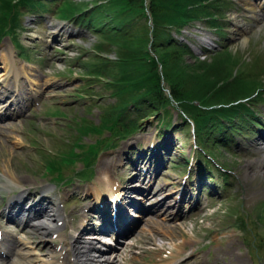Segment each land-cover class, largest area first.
Instances as JSON below:
<instances>
[{
	"label": "rangeland",
	"instance_id": "rangeland-1",
	"mask_svg": "<svg viewBox=\"0 0 264 264\" xmlns=\"http://www.w3.org/2000/svg\"><path fill=\"white\" fill-rule=\"evenodd\" d=\"M103 3L104 0H0V97L4 99L9 91L15 90L12 86L16 89L21 86L18 91L26 95L29 89L32 91V96L28 95L30 101L27 99L15 106L29 104L24 109V116L9 121L13 125L5 128L0 124V236H5V232L12 233V240L18 241L17 249L26 254H9L6 260H1L2 264H51L54 256L64 248L56 236L42 240L41 234L31 226L8 225L3 211L15 200L10 199L13 195L25 191L39 195L34 202L41 198L53 202L49 210L51 213L56 208L59 210L54 214L66 223L63 231L68 235L82 222L83 210L91 202L94 189L108 195L101 183L106 173L123 186L133 179L129 184L132 187L128 185L130 188H150V192L164 188V191L175 193V199L180 198L179 190L184 195L192 192L190 201L186 200L188 195L181 201V207L168 209L173 216L179 209L184 213L181 218L171 221H166L159 212L153 216L144 213L141 219L134 208L128 209L131 203L128 204V197L124 199L128 211L123 213L132 221H139L133 233L113 248L116 264H178L186 258H190L188 264H220L219 259L227 263L229 257H217L218 251L230 252L235 247L231 264H243L244 260L245 264H264V142L259 141L258 132L264 130V8L261 7L264 0H211V7L229 4L221 11L207 10L217 18L219 28L211 25L214 20L203 16L206 22H193L191 27L183 30V36L177 37L173 33L177 43L167 49L173 55L169 61L175 76L183 69L187 75L186 83L197 90L202 84L213 83L211 90L203 87L209 100H214L219 87L227 93L226 90L241 85L233 94H248L245 96L250 98L245 100L247 106L261 115V120L253 121L244 130L246 140L230 131L224 136L225 147L208 145V152L204 149L202 155L196 152L199 150L195 146L198 135L193 121L187 124L180 120V116L185 117L184 111L175 102L176 109L170 112L169 127H173L164 131L160 129L164 125L159 121L156 106L148 102L139 106L127 105L129 99L125 103L119 101L121 96H116V86L108 83H112L118 72L116 63L120 54H128L127 48L132 45L129 40L143 34V22L138 18L130 21L122 18V33L111 32L109 29L114 27L107 29L109 22H102L99 11L95 10ZM2 6L5 9L2 10ZM216 12L220 14L216 15ZM164 42L162 45H170ZM205 48L209 51H203ZM219 60H223L220 70L224 80L218 76L219 71L210 69ZM158 68L160 70V65ZM19 78L22 79L19 81ZM163 88V97L171 100L170 88L166 84ZM26 95L17 92L15 98L23 101ZM256 98L262 101L254 104L252 101ZM112 108L114 117L107 113ZM195 112L193 109L192 113ZM11 113L13 111L8 108L3 117ZM117 116L130 119L137 127L133 133L128 132L130 127L126 123L119 124L122 132L129 133L127 139L119 140L106 130L100 132L96 128L104 121L115 122L117 126ZM101 139L106 140L102 146L108 150L100 152L99 149L97 155L86 161L81 153L99 147ZM79 141L80 149L76 147ZM151 147L154 152L162 148L167 154L161 156L158 150V155H151L152 150L148 151ZM144 151V158L141 155L145 168L142 183L143 176L136 179L132 165L140 163L136 158ZM73 152L81 155L75 158ZM197 158L205 163L204 166ZM49 159H56L57 167L61 165L58 174L47 172ZM189 161L191 165L187 167ZM56 175L61 179L58 180ZM85 175H89V180L83 179ZM132 195L133 198L129 194L133 201L141 197L138 192ZM160 195L158 197H162ZM144 203L149 207L152 202L145 200ZM26 205L28 202L23 207ZM109 207L104 213L106 221L114 222ZM189 207L192 210L188 211ZM89 213V226L95 230L98 221L91 217L95 214ZM150 218L170 228H178L161 232L155 235L156 241L145 243L143 233L147 231L146 222ZM244 219L247 226H242ZM166 234L170 237H165ZM87 235L90 233L83 235V241H94ZM108 235L111 241L113 232L109 231ZM230 242L236 245L232 246ZM183 248L185 253L175 259L174 252ZM55 250L57 253L52 255Z\"/></svg>",
	"mask_w": 264,
	"mask_h": 264
},
{
	"label": "trees",
	"instance_id": "trees-1",
	"mask_svg": "<svg viewBox=\"0 0 264 264\" xmlns=\"http://www.w3.org/2000/svg\"><path fill=\"white\" fill-rule=\"evenodd\" d=\"M210 4L211 0H104V3L95 9L99 11L102 22H109L107 29H109V26H113L114 28L109 30L111 32L112 30L116 31L118 35L122 33L120 27L123 26L120 19L123 18L127 20L128 18V21H130L131 18H138L143 22V34L139 37H132L131 40H129L132 45L127 48L128 54H120L119 61L116 63V65L119 66L118 72H116L112 83L108 81V84L116 86L117 90L115 94L116 96H121L119 101L125 103L126 99H129L128 103H126L127 105L139 106L147 104L148 102L151 106H156L159 112H162L158 115L159 121H162L164 127H169L171 123L172 114L170 112L176 109L173 105V102H175L178 108L181 107L180 109L185 112L182 111L185 118L180 116V120L182 119L183 122L187 124H189L190 120L195 123V131L196 135H198V146L202 147V145H204L206 151L209 150L208 145L214 146L217 141L221 139L224 141L226 132L242 133L243 130L247 128L248 123H253L256 118V112H252L249 106L241 102L249 98V96L245 97L248 94H233V91L235 89H240L241 85L235 86L234 90H226L225 92L227 93H224L223 87L220 88L218 86V94L213 98L214 100H209L207 98V93L204 92L205 88L203 87L211 90L213 83H206V85L202 84L201 89L197 90L186 83L184 78L187 75L183 69L178 70V74L181 75L180 77L179 75L175 76L174 70L173 72L170 70L172 62L169 60L173 58V55L169 53L167 48H172L178 40L174 38L173 33L176 36L180 35L181 31L191 26L193 22L198 20L205 21L203 16L214 20L215 22H212L211 25L218 27V24H216L217 18L207 10L213 8L214 10L221 11L224 10L225 6L229 5L224 3L216 7H211ZM4 5H6V3ZM3 7L4 6L1 7L2 10L5 9ZM71 9L74 10V8ZM200 13L202 16L199 15ZM217 14L220 13L216 12V15ZM149 22H151V25ZM163 40H165L164 43H170V45H162ZM185 47L187 48V46ZM127 56L130 57L128 60ZM222 62L223 60L217 61L214 67L212 66L210 69L215 70V72L219 71L218 76H222L224 80V73L220 70ZM130 63L134 64L131 65ZM129 64L132 66L131 69ZM158 65H160L161 70H159ZM177 67L179 68L178 64ZM218 83H220V81ZM164 84L170 88L169 94L171 100L163 97V93L165 92L163 88ZM186 85H188V88ZM235 95L240 98L238 99ZM229 98L233 100L230 101ZM260 101H262L261 98H256V100L252 102L258 104ZM194 102H198L199 105H196ZM193 109L197 111L194 114L192 113ZM119 110L120 109H118V111ZM139 110L141 111V109ZM113 111V108L110 109L107 112L108 115L114 117L115 113ZM187 115H189V117H187ZM120 120L117 121V124L121 123ZM108 123V121H104L100 124L99 128H96L100 130V132L106 130V132H110L111 137L118 136L120 139L123 137L126 138L129 134L117 130L115 122ZM128 126L130 127L128 132L134 133L137 129L131 121ZM212 139H215L214 143H212ZM76 143L79 144L80 141ZM105 143L107 142L106 140L104 141V139L99 141L100 146ZM100 146L89 148V150L87 149L81 154L86 158V161H90L91 157L101 148ZM76 147L78 149L82 148L80 144L76 145ZM72 156L76 158L77 154L73 152ZM55 163H57L56 159H49L47 164V172H50L49 174H54V172H57V169L61 168V165L57 167ZM90 164L91 163H89V165ZM59 172L60 170L57 174ZM87 176L88 175H85L84 178ZM55 177L58 180L61 179L59 175ZM55 177H53V179L57 180ZM242 226H244V224Z\"/></svg>",
	"mask_w": 264,
	"mask_h": 264
},
{
	"label": "bare ground",
	"instance_id": "bare-ground-1",
	"mask_svg": "<svg viewBox=\"0 0 264 264\" xmlns=\"http://www.w3.org/2000/svg\"><path fill=\"white\" fill-rule=\"evenodd\" d=\"M15 97H16V94H14V98L11 95L5 96V98H10V99H8L6 102H4L6 104L2 105L4 107H2V110H0V113L4 114V113H6L8 108L12 109L11 107H13V113L14 114L11 113L8 116H6V118H3L2 120H0V124L2 125L1 128H5L9 125H13V124H9V121H12L13 119H17V118L19 119V118L24 116L23 115L24 110L20 109V108L17 110L16 107L14 106V103L16 102ZM28 97H26L24 100H27V99L30 100V98H28ZM249 99L250 98H247L246 101H248ZM0 101H2V100L0 99ZM246 101L245 102L241 101V102L244 103V105H247ZM19 103H22V101H19L18 104ZM194 103L196 105L199 104L198 102H194ZM18 104H17V106H18ZM240 105H242V104H240ZM250 110L254 113L256 112V114L259 112L258 110L256 111V109H254V108H251ZM0 118H2L1 115H0ZM194 125H195V123H194ZM236 134L238 137H241L242 139L245 140L243 135H241L240 133H236ZM164 137H165V135H164ZM260 140H264V131H263V133H261V135L259 137V141ZM214 146H224V141L222 139L218 140L216 145H214ZM236 148H238V144L236 145ZM150 150H152L151 155L155 154L154 156L158 155V154H156L158 150H160L159 155H161V156H164L165 154H167V152L164 154V150H162V148L156 149L155 152H154L155 149L152 147L148 151H150ZM197 151L200 153V155H202V153H203L202 150L201 151L196 150V152ZM141 155L144 158V156L146 155V152L145 151L139 152V155L136 158V160H139V162H141ZM197 162H201L202 166H204V164H205L203 161H200L198 158H197ZM190 165H191V163L189 161L187 167H189ZM142 167H144V166H142ZM141 171H139V172L135 171V174H137V176H140V177L143 176L140 179V181L145 179V170H141ZM113 174H115V173H113ZM131 178H133V177H131ZM191 179L189 178L190 181H191ZM132 180L133 179L127 180L125 186L122 187V186H120V184L117 182V180L115 178L113 179V177H110V175H108L107 173L104 176H102L101 183H102V186L105 189H107L104 191H106L105 193L108 195H105L101 191H98V189H94L93 198L90 199L91 202H89V205L86 207L85 210H83L85 213L82 214V216L86 215L89 217V215H90L89 211H92L93 209L96 208V209H101L104 212H106V210L108 208H110L109 206H111V210L110 209L109 210L111 211L112 215L114 213V218H112L114 220V222L109 221V222L103 223V226L101 228H97V230L95 229L97 232H104L105 231L104 229L115 230L116 231L115 233L117 235V240H118V238H123L126 234L131 235L133 233V230L135 229V227L137 225V221H139V220L132 221L131 219H129V217L127 215H125V213H123V207L121 206V204H124V199H127V197L129 199L128 204L131 202L128 205V206H130V208H128V209L132 210L134 208L136 211H138L139 215H137V216L140 217L141 219L143 218L142 216L144 213L156 214V212H159L160 214H162L163 217L166 219V221L174 220V218H176L177 216H180V209H179L178 213L174 216H173V212L171 210L168 211V209L169 208L171 209L174 207H177V208L181 207V205H180L181 201L183 200V198L186 199V197L188 195H184L181 192V190H179L180 193L178 191H177V193H178V195H180V198L178 197L177 199H175V197H174L175 193L169 192V191H164V188L159 189L156 192H154V191L150 192V190H151L150 188L147 190H145V189L144 190L143 189L137 190L135 188L127 187V185H129L132 182ZM13 181H15V180H13ZM18 182H16V183H18ZM142 183H143V181H142ZM125 189L129 192H127ZM163 191H164V193H162ZM134 192L135 193L138 192L141 194L140 198L139 197L136 198L137 200L134 198L136 201H133L129 196V194H131V196L134 197V195H132V193H134ZM41 193H45V192H41ZM159 194H162V195H160L162 197H158ZM139 199H141L142 201H139ZM145 200H146V202H149L151 200V202H152L150 204L151 206H149V207L145 206V203H144ZM41 201L44 202V205H45L44 207L47 208L48 213H46V209L43 207L39 208L38 210H35L33 207L31 209L32 210L31 221H37V223L35 225H32V227L41 234L42 240H46L45 238H53L54 236H56L57 239L64 245L63 249L66 250V251H64V253H62V250H63L62 249L59 254H56L57 253L56 250L51 252L52 255L56 254L54 256L53 262L51 264H116L115 263L116 262L115 261L116 256L113 255L115 251H109V250H105V249L98 251V250H96L97 245L95 243H93V242L87 243V242L83 241L84 240L83 235L85 233L95 232L94 230L88 229V227H89L88 221H87L88 219L84 220L85 224L83 225V227H80V229L81 228L82 229L80 230V233L76 235L77 239H73L75 232L72 231L71 233H69L67 235L65 233V230L63 231V229L65 227L64 225L66 223L64 224V221L60 218V216H58L54 213L52 214L51 210H49L50 205L53 202L47 201L46 198L45 199L41 198ZM45 201H47V202H45ZM14 204L19 205L20 200L15 202ZM31 206H33V205H31ZM128 206H125L126 212L128 211V209H127ZM118 209H120L119 214H117ZM4 212H5V215L7 217H16L18 215V211H13L12 213H9L7 210H5ZM57 214H59V213H57ZM75 214L78 215L77 213H75ZM116 214L118 216H116ZM157 222L158 221L152 220L151 218L147 220V222H146L147 231L143 233L144 238L146 237L145 243L146 242L149 243V242H152V240H155V238H156L155 235H159L161 232L165 233L167 231L169 232L170 230H175L176 228H178L177 226L170 228L168 225L165 226L164 224H159ZM61 232H64V234H61ZM97 232H95V233H97ZM172 234L173 233L170 232V235H172ZM170 235L166 234L165 237H170ZM91 240H93V238ZM103 240H104V243L109 242V239H106V237H104ZM229 244L232 246L236 245L233 242H230ZM5 246H6V249H9V254L16 253V254H19L22 256L26 255L24 252H21V251H19V249H17L15 242L7 243V244H5ZM186 246L187 245H184V247H186ZM187 249H190V248L188 247ZM235 249H236V247L233 248L230 252H229V250H220V251H218L217 257L228 256L229 260L227 261V263L226 262H223V263L224 264H231L230 262H233V260H234V250ZM180 250L181 251L178 250L179 252H177V251L174 252L175 259H179L186 251V250H184V248L180 249ZM145 251L147 252V250H145ZM192 254H195V253H192ZM2 257L3 256H0V258H2ZM194 259L197 260V257L196 258L194 257ZM189 260H190V258H186V261L182 260L178 264H188L189 262H187V261H189ZM219 263L223 264L220 259H219ZM245 263H246V261L244 260L243 264H245ZM175 264H177V262Z\"/></svg>",
	"mask_w": 264,
	"mask_h": 264
}]
</instances>
